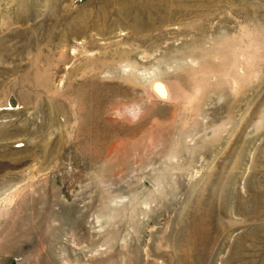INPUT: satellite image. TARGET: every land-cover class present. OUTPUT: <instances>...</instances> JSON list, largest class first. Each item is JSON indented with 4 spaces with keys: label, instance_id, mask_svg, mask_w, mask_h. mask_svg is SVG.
I'll list each match as a JSON object with an SVG mask.
<instances>
[{
    "label": "rangeland",
    "instance_id": "obj_1",
    "mask_svg": "<svg viewBox=\"0 0 264 264\" xmlns=\"http://www.w3.org/2000/svg\"><path fill=\"white\" fill-rule=\"evenodd\" d=\"M0 264H264V0H0Z\"/></svg>",
    "mask_w": 264,
    "mask_h": 264
},
{
    "label": "snow or ice",
    "instance_id": "obj_2",
    "mask_svg": "<svg viewBox=\"0 0 264 264\" xmlns=\"http://www.w3.org/2000/svg\"><path fill=\"white\" fill-rule=\"evenodd\" d=\"M155 88H156V90L159 92V94H160L162 97H165V98H166V92H165V90H164L163 85L157 84V85H155Z\"/></svg>",
    "mask_w": 264,
    "mask_h": 264
}]
</instances>
